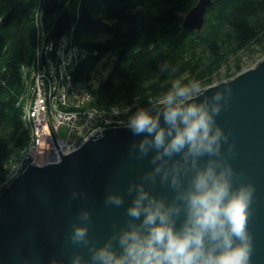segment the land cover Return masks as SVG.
I'll return each mask as SVG.
<instances>
[{
    "label": "trees",
    "instance_id": "trees-1",
    "mask_svg": "<svg viewBox=\"0 0 264 264\" xmlns=\"http://www.w3.org/2000/svg\"><path fill=\"white\" fill-rule=\"evenodd\" d=\"M197 2L0 0V194L30 143L22 107L41 58L38 33L53 45L47 60L91 95L90 106L119 109L128 124L139 108L155 116L175 80H196L203 92L222 67L228 81L264 56V0H212L202 29L188 32L183 20Z\"/></svg>",
    "mask_w": 264,
    "mask_h": 264
},
{
    "label": "clouds",
    "instance_id": "clouds-1",
    "mask_svg": "<svg viewBox=\"0 0 264 264\" xmlns=\"http://www.w3.org/2000/svg\"><path fill=\"white\" fill-rule=\"evenodd\" d=\"M227 85L191 102L201 84L175 80L155 116L153 110L139 108L129 117L132 134L143 136L129 156L144 159L152 154L154 167L141 183L128 186L132 200L125 210L126 226L102 246L96 247L88 234L91 212L78 213L69 238L87 248L90 259L77 253L70 264H252L248 221L255 186L234 187L239 177L229 160L235 156V144L228 143L229 134L216 122L232 96ZM148 183L167 185L174 193L171 200L146 190ZM81 198L86 194L73 191L72 199ZM104 203L120 208L125 199L109 192Z\"/></svg>",
    "mask_w": 264,
    "mask_h": 264
},
{
    "label": "water",
    "instance_id": "water-1",
    "mask_svg": "<svg viewBox=\"0 0 264 264\" xmlns=\"http://www.w3.org/2000/svg\"><path fill=\"white\" fill-rule=\"evenodd\" d=\"M211 4L212 0H198L184 17L182 28L201 30ZM226 84L232 88V96L216 122L229 134L228 143L235 144V156L229 160L239 177L234 187L241 183L255 186L248 221L253 235L251 261L264 264V60L230 82L208 88L191 102L210 97ZM102 133L101 137L100 131L93 133L95 137L91 135L81 148L58 162L29 165L0 194V264H70L77 253L89 260L88 249L72 244L69 238L83 209L91 212L88 234L96 247L126 226L125 210L132 200L128 186L141 183L154 167L152 154L144 159L129 156L132 145L143 136H134L128 127ZM227 147L223 145L225 153ZM145 186L169 200L174 194L167 185ZM73 191L85 193L86 198L72 199ZM109 192L122 194L124 205H106Z\"/></svg>",
    "mask_w": 264,
    "mask_h": 264
},
{
    "label": "built area",
    "instance_id": "built-area-1",
    "mask_svg": "<svg viewBox=\"0 0 264 264\" xmlns=\"http://www.w3.org/2000/svg\"><path fill=\"white\" fill-rule=\"evenodd\" d=\"M66 46L58 55L65 64ZM27 81L28 90L23 102V118L30 131V143L22 158L10 173L11 182L29 165L43 166L61 160L81 148L95 132L126 124L116 119L121 111H103L90 106L91 95L85 89L75 90L71 77L51 61L38 63ZM71 89V90H69ZM65 128V136L61 130ZM92 139H95L93 138ZM96 137V138H98ZM47 155V157H46ZM49 158V159H48Z\"/></svg>",
    "mask_w": 264,
    "mask_h": 264
},
{
    "label": "rangeland",
    "instance_id": "rangeland-1",
    "mask_svg": "<svg viewBox=\"0 0 264 264\" xmlns=\"http://www.w3.org/2000/svg\"><path fill=\"white\" fill-rule=\"evenodd\" d=\"M54 22H55V19L54 18H50L49 19V21H48V24H49V33L51 32V30L53 29V25H54ZM60 43H62L63 45H61V46H64V42H60ZM66 45V44H65ZM264 60V56L263 57H260V58H258L257 60H255L254 62H253V64H251V66H250V68L249 69H246L245 71H249V70H251V69H253V68H255V67H257L262 61ZM33 68H35V69H37L38 71L41 69V67L40 66H37V67H33ZM225 66L224 67H222V69L219 71V73L216 75V77H217V80L214 82V84L212 85V86H210V87H213V86H217V85H220V84H223V83H227V82H230L231 80H233V79H235L236 77H238L239 75H241V74H239V75H237L235 78H233V79H230V80H226L227 78H226V76H225ZM245 71H243V73L245 72ZM100 78H102L101 76H99ZM209 87V88H210ZM208 89V88H207ZM207 89H205V90H207ZM204 90V91H205ZM203 91V92H204ZM203 92H201V93H203ZM200 93V94H201ZM200 94H197L196 96H198V95H200ZM195 96V97H196ZM119 125H121V126H118V127H116V128H126L127 127V123L126 124H119ZM61 136L62 137H64L65 136V128H63L62 130H61ZM46 157H47V155H46ZM49 159V158H48ZM47 164H49V163H47ZM46 164V165H47ZM44 166V165H43Z\"/></svg>",
    "mask_w": 264,
    "mask_h": 264
},
{
    "label": "bare ground",
    "instance_id": "bare-ground-1",
    "mask_svg": "<svg viewBox=\"0 0 264 264\" xmlns=\"http://www.w3.org/2000/svg\"><path fill=\"white\" fill-rule=\"evenodd\" d=\"M38 36H39V44L37 46V52L39 56L41 55L39 63L43 64L45 61L49 62V60H47V58L49 57L48 52L49 51L51 52L53 50V45L49 44L50 42L46 39V37L42 36L41 33H38ZM52 63L56 65L54 62ZM64 70H65V73L69 75L67 73V70L66 69Z\"/></svg>",
    "mask_w": 264,
    "mask_h": 264
}]
</instances>
